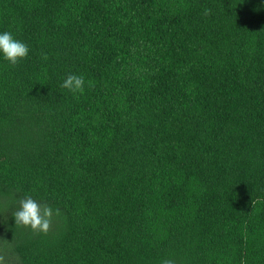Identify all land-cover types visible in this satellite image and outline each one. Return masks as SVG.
Wrapping results in <instances>:
<instances>
[{"label": "trees", "instance_id": "1", "mask_svg": "<svg viewBox=\"0 0 264 264\" xmlns=\"http://www.w3.org/2000/svg\"><path fill=\"white\" fill-rule=\"evenodd\" d=\"M5 31L3 264H264V0H0Z\"/></svg>", "mask_w": 264, "mask_h": 264}, {"label": "clouds", "instance_id": "2", "mask_svg": "<svg viewBox=\"0 0 264 264\" xmlns=\"http://www.w3.org/2000/svg\"><path fill=\"white\" fill-rule=\"evenodd\" d=\"M204 15H210V10L205 9ZM28 46L13 37L10 32L0 33V55L3 56L12 66L17 65L27 57ZM46 58V57H45ZM85 78L80 75H68L61 87L71 92H83ZM61 216L60 210L53 209L47 204H42L31 196H25L19 200V207L13 213L15 225L30 229L35 234H47L53 227L54 219ZM2 241V240H0ZM4 257L0 256V264H3ZM161 264H175L172 259H164Z\"/></svg>", "mask_w": 264, "mask_h": 264}]
</instances>
